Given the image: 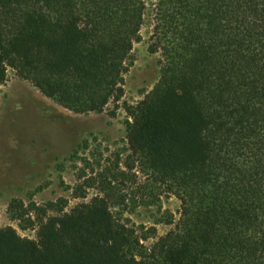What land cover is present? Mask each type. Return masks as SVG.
Returning a JSON list of instances; mask_svg holds the SVG:
<instances>
[{
    "label": "trees",
    "instance_id": "obj_1",
    "mask_svg": "<svg viewBox=\"0 0 264 264\" xmlns=\"http://www.w3.org/2000/svg\"><path fill=\"white\" fill-rule=\"evenodd\" d=\"M147 21L160 78L127 140L177 183L175 228L146 246L96 196L36 239L0 227V264H264V0H0V86L13 68L74 113L103 112Z\"/></svg>",
    "mask_w": 264,
    "mask_h": 264
},
{
    "label": "rangeland",
    "instance_id": "obj_2",
    "mask_svg": "<svg viewBox=\"0 0 264 264\" xmlns=\"http://www.w3.org/2000/svg\"><path fill=\"white\" fill-rule=\"evenodd\" d=\"M151 35L147 21L127 63L125 94L103 112L74 113L8 69L0 86V227L36 239L41 219L100 196L146 246L175 228L183 210L177 183L158 178L127 140L130 111L160 78Z\"/></svg>",
    "mask_w": 264,
    "mask_h": 264
}]
</instances>
